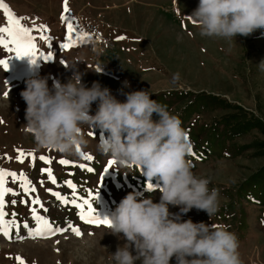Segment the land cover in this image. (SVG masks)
Wrapping results in <instances>:
<instances>
[{
    "label": "rangeland",
    "instance_id": "374dc122",
    "mask_svg": "<svg viewBox=\"0 0 264 264\" xmlns=\"http://www.w3.org/2000/svg\"><path fill=\"white\" fill-rule=\"evenodd\" d=\"M4 2L18 16L27 18L22 21L25 26L31 27L33 20L37 24L47 25L49 31L46 34L54 42H59L65 35L66 25L61 21L63 0ZM198 3L199 0H69L75 26L89 33L85 43L68 50L60 49L58 44L48 48V44L39 39V33L34 32L39 51L54 52L53 60L38 58L36 63L31 62V57L18 58L0 46V59L10 56L7 70L0 65V120L3 121L0 123V167L17 172L24 170L48 209L44 212L38 205L20 203L21 198L27 199L21 192L20 196H6L9 203L5 210L9 214L15 212L21 225L27 221L30 227H35L30 213V207L35 206L54 226L67 227L71 223L83 233L77 237L68 230L45 238L29 237L27 229L23 227L18 233L13 229L11 239L0 234V264H18L15 259L17 255L23 257L27 264H112L111 253L124 241L111 234L107 225H89L80 220L78 209L72 205H62L46 191L52 188L70 196L71 190L63 184L66 179L77 184L80 196H87L89 190H99L98 197L92 202L102 218L110 217L120 200L131 191L141 192L145 197L150 195L156 202L160 197L158 189L151 192L146 190L147 177L134 166L115 164L103 173L110 158L97 151L98 140L102 134L106 135L99 128L84 126L82 131L88 143L81 147V151L90 153L94 157L92 161H85L80 154L67 155L54 149L38 148L32 134L24 127L26 104L20 93L28 78L46 76L51 87L55 80L66 82L72 75V69L65 64L84 60L86 62H77L76 65L84 74L83 82L91 87L94 81H99L121 101L126 99L124 93L141 89L149 92L150 98L155 100L161 94H166L164 99H170L171 92H206L243 104L264 120V66L261 64L264 61V29H258L247 37L237 35L230 40L201 36L189 17ZM6 23L3 9H0V26ZM119 36L125 38L117 39ZM97 67L102 70L96 72ZM175 73H179V79L174 81ZM125 81L128 82L127 87ZM6 91L7 96L4 95ZM190 98L177 100V107L170 112L177 115L181 105ZM95 110L96 104L93 103V114ZM224 112L217 110L195 114L190 122L198 127L206 125L214 119V115ZM153 118L158 117L154 114ZM89 132L95 135L89 136ZM189 140L193 151H199L190 137ZM254 140L263 141L264 134L254 129L236 143L251 144ZM16 148L34 151L37 156L35 165L30 166V158L23 164L17 162ZM5 153L12 160L5 158ZM39 155L53 159L51 167L58 185H53L47 180V174L41 173L40 169L48 165L38 159ZM61 158L75 163L61 165L58 163ZM188 160L192 161L194 174L209 178V189H217L219 207L212 217L205 211L193 208L182 214V219L226 226L237 237L241 264H264V206L249 200L234 203L238 198L239 185L264 163V157L248 149L232 157L224 155L202 160L192 156ZM82 163L93 167L94 171L89 173L80 168L78 165ZM102 173L103 178L99 182ZM41 180L45 182L43 186L39 183ZM151 183L155 184L156 181ZM8 186L21 191L18 182L12 183L10 178ZM13 199L17 200L15 205L10 203ZM231 202L233 205L227 206ZM169 207L171 212H179V207ZM11 218V215L7 217ZM172 264H175L174 260Z\"/></svg>",
    "mask_w": 264,
    "mask_h": 264
},
{
    "label": "clouds",
    "instance_id": "9594fccd",
    "mask_svg": "<svg viewBox=\"0 0 264 264\" xmlns=\"http://www.w3.org/2000/svg\"><path fill=\"white\" fill-rule=\"evenodd\" d=\"M189 17L201 36L247 37L264 29V0H199ZM77 62L86 61L65 64L72 69L66 82L55 80L49 87L46 76L25 81L20 93L26 104L24 127L38 148L67 155H79L77 145H87L84 126L99 128L106 135L98 140L97 151L120 166H134L148 182L156 181L158 202L131 191L108 217L110 233L124 241L111 253L112 264H241L237 237L226 226L182 219L193 208L212 217L219 204L217 189L208 187L210 179L192 171L187 159L192 144L179 116L143 89L124 93L121 101L99 81L88 87ZM177 79L179 73L173 75Z\"/></svg>",
    "mask_w": 264,
    "mask_h": 264
},
{
    "label": "snow or ice",
    "instance_id": "6c2138e0",
    "mask_svg": "<svg viewBox=\"0 0 264 264\" xmlns=\"http://www.w3.org/2000/svg\"><path fill=\"white\" fill-rule=\"evenodd\" d=\"M0 9H3V14L6 17L7 23L3 26H0V46L3 49H6L8 53H12L18 58L21 57H31V62L36 63L38 58H42L44 61H50L54 59V52L45 50L44 52L39 51L37 47V36L34 35V32L39 33V39L45 41L48 44V48H54L55 44L59 45L60 49L68 50L73 48L74 46L83 44L89 38V33L80 31L74 24V17L71 15V9L69 6V0H63L62 4V13H61V21L66 25L65 35L59 42H54L53 38L46 33L49 31L48 26L45 24H37L35 20L32 21V26H25L22 21L27 19L23 16H18L8 4L4 2V0H0ZM125 37L119 36L117 39H124ZM7 59H0V65L3 66L4 70H7L9 67ZM61 63L64 61L61 60ZM97 71L101 70L99 67L96 69ZM6 82V81H5ZM7 83V82H6ZM4 95H8V91L4 92ZM3 121L0 120V123ZM89 136H94L95 133L89 132ZM14 151L17 153L15 159L17 162L23 164L26 159L30 158L31 164L30 166H34L37 156L34 151H26L23 148H16ZM77 151L84 158L85 161H92L94 157L90 153H85L81 151V147L77 145ZM190 154L196 159H202L201 156L197 155L193 148L190 149ZM5 158L8 160H12L11 156H8L5 153ZM38 159L40 161L45 162L47 167L41 168V173L47 174V180L50 181L53 185H58L57 177L54 175L53 168L51 167L53 163V159L50 156L39 155ZM58 163L61 165H70L75 162L67 159L61 158L58 160ZM190 163L192 161L190 160ZM116 164L114 159H109L107 161V165L103 169V173L107 172L113 165ZM80 168L86 169L89 173L94 171V168L88 166L86 163H82L78 165ZM103 173L99 177V182L102 181ZM9 178L12 183L19 184V188L21 191H16L14 188L9 187ZM40 185H44V181H39ZM63 184L66 185L70 190V196L62 194L60 191H55L52 188H47L46 191L50 193L53 197L56 198L58 202L62 205H72L76 209H78L79 219L84 221L89 225H108L110 223L109 218L107 216L101 217L97 214L96 208L93 206V199H96L99 195V190L93 192L89 190L87 196H80L77 192V184H75L72 180L66 179L63 181ZM149 189H154L155 185L151 182H148L146 185ZM21 192H23L27 199L21 198L19 201L25 205H38L39 209H43L44 212H47L48 209L45 208L43 202L40 199V196L37 193V189L35 184L29 179L28 174L24 170H20L17 172L16 170H11L8 168L0 167V234L11 239L12 238V230L16 229L17 233L19 229L23 227L27 229V235L29 237H50L54 236L57 233H63L68 230H71L77 237H81L83 235L82 231L79 227L74 226L73 224H68L67 227H59L54 226V223L51 222L46 216L40 214L39 210L35 206L30 207V213L32 219L35 221V227H30L27 221H24L23 224L16 219V213L12 212L9 214L5 209L7 204L9 203L6 200V196L11 194L13 196H20ZM35 194V195H33ZM12 205L17 203V200L13 199L10 201ZM11 215V219H7ZM19 239H24L23 236H18ZM58 243V241H57ZM15 259L18 261V264H27L23 257L17 255Z\"/></svg>",
    "mask_w": 264,
    "mask_h": 264
},
{
    "label": "trees",
    "instance_id": "16d2710c",
    "mask_svg": "<svg viewBox=\"0 0 264 264\" xmlns=\"http://www.w3.org/2000/svg\"><path fill=\"white\" fill-rule=\"evenodd\" d=\"M170 94H172L170 99H164L166 94H161L156 100L159 104L166 106L169 111L177 107V100L191 96L188 102L181 105L177 115L182 121V126L185 124L183 127L196 149L199 150L194 152L201 156L202 160L224 155L232 157L248 149H253L255 153L259 152V155L264 157V140H254L251 144L236 143L238 139L244 138L254 129L264 134V120L250 112L243 104L206 92L178 91ZM217 110L225 112L214 115V119L206 125L198 127L196 123L190 122L195 114L200 115ZM190 158H192L191 154L187 159ZM239 186L238 198L234 200V203L249 200L253 204L264 206V163L253 170ZM230 205H233V202L227 206Z\"/></svg>",
    "mask_w": 264,
    "mask_h": 264
},
{
    "label": "bare ground",
    "instance_id": "6f19581e",
    "mask_svg": "<svg viewBox=\"0 0 264 264\" xmlns=\"http://www.w3.org/2000/svg\"><path fill=\"white\" fill-rule=\"evenodd\" d=\"M105 241V240H104Z\"/></svg>",
    "mask_w": 264,
    "mask_h": 264
}]
</instances>
